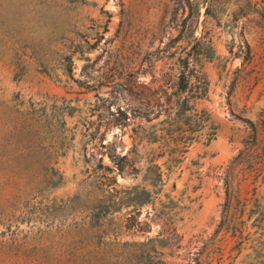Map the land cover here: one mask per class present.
Returning a JSON list of instances; mask_svg holds the SVG:
<instances>
[{"label":"rangeland","instance_id":"1","mask_svg":"<svg viewBox=\"0 0 264 264\" xmlns=\"http://www.w3.org/2000/svg\"><path fill=\"white\" fill-rule=\"evenodd\" d=\"M29 126L0 264H264V0H0V143Z\"/></svg>","mask_w":264,"mask_h":264},{"label":"trees","instance_id":"2","mask_svg":"<svg viewBox=\"0 0 264 264\" xmlns=\"http://www.w3.org/2000/svg\"><path fill=\"white\" fill-rule=\"evenodd\" d=\"M212 4L206 6V13L210 14L213 12ZM184 78L185 73L182 74ZM44 132L39 127L29 126V127H20L15 130H11L6 132L4 136H6L5 142L0 143V166L5 163L18 159L20 157L30 156L36 149H38L39 144L36 142L40 141L41 133ZM52 146L47 147V150L51 152L54 150ZM51 152L50 154H52ZM132 193L139 194V197L136 199L134 206L136 208H140L148 202L151 196V192L147 189H140L139 187H135V191ZM144 195V199L141 197ZM155 238L151 237L147 242H126L128 244L133 245H141L146 246L148 243L153 242ZM163 242V240H160ZM14 260V261H13ZM12 261L17 264H43L42 260L39 259L37 255H23V257L18 259H13ZM153 259L151 257L146 258L143 264H152ZM162 262V261H161Z\"/></svg>","mask_w":264,"mask_h":264}]
</instances>
